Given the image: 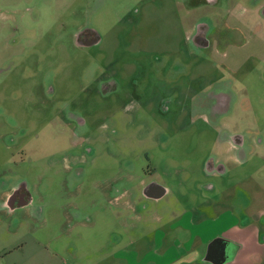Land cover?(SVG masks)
I'll list each match as a JSON object with an SVG mask.
<instances>
[{"label":"rangeland","instance_id":"1","mask_svg":"<svg viewBox=\"0 0 264 264\" xmlns=\"http://www.w3.org/2000/svg\"><path fill=\"white\" fill-rule=\"evenodd\" d=\"M214 1L0 0V176L22 179L41 211L40 218L28 219L17 210L12 222L0 215V264H189L193 252L180 258L177 245L186 249L195 237L231 235L235 223L259 232L263 221L251 216L264 208V131L254 146L259 155L245 167L234 171L230 162L223 175H212L205 163L209 157L225 162L223 146L211 150L208 129L200 126L192 135L185 127L188 102L203 84L198 77H214L187 48L196 22L236 39L234 51L227 50L235 63L264 58V0ZM79 30L93 31L96 44L77 47ZM107 81L117 91L104 97L99 85ZM249 90H236L245 103L232 115L251 117ZM163 99L167 113L160 111ZM69 114L82 118L83 133ZM76 165L84 168L79 180ZM152 169L153 178L172 188L165 213L174 205L175 218L170 230L154 236L160 226L131 227L129 219L125 225L119 207L102 200L109 186H122L129 170L140 179ZM207 183L215 185L217 201L204 195ZM75 203L95 221L87 230L68 226ZM184 210V218L199 225L179 223Z\"/></svg>","mask_w":264,"mask_h":264},{"label":"flooded vegetation","instance_id":"2","mask_svg":"<svg viewBox=\"0 0 264 264\" xmlns=\"http://www.w3.org/2000/svg\"><path fill=\"white\" fill-rule=\"evenodd\" d=\"M207 2L210 5H213L215 1L207 0ZM261 12L262 17L264 18V9H262ZM211 26L207 25L205 21L199 20L193 25L191 28L192 30H190L186 37L189 54L191 56H200V62L209 68V73L214 74V77H208L207 75L198 77L203 84L200 90H198V93L195 95L193 94L188 102L187 118L189 119L188 124H186L187 126L185 125V127L186 129H189L188 131L192 135L195 130H200V126L203 128L205 127L206 130L208 129L210 131L209 137L213 140L212 144L207 142L206 145L208 144L211 150L217 147V143L218 147L220 144L223 146V152L226 153L227 157L225 162L214 163L212 158L209 157L205 163L206 172L208 174L223 175L226 167L228 168L230 166V162L234 164H232L234 171H236L235 169L237 168L245 167V165L251 161V157L255 156L257 150H259L258 146L254 148L256 142L257 144L262 143L260 136L263 135L262 132L264 131V126L258 127V123H261V121H258L260 120V117L257 115V111L261 108H257L258 110L255 108L260 106L258 102H262L263 105L261 106L264 107V68H259L260 65L264 64V58L262 59L263 61H261L259 58L250 55L243 61L235 63L233 52V56H231L232 60H230L231 58L227 50L232 49L234 51L236 48V39L232 37L224 39L217 36L215 34L216 28ZM94 34L95 33L90 30L77 31L74 35L75 45L79 48H85L96 44L97 38ZM250 65H252V69L250 68ZM240 71H247L246 75L248 76L238 77ZM260 72H263V74ZM192 78L196 77H191V82L194 80ZM260 85L262 86V91L258 93L256 87H259ZM99 86L100 92L104 97L114 94L117 91V84L114 81L102 82ZM247 87L250 88V95L248 94L249 101L247 100L246 105L251 106V110H249L251 112V117L250 115V118L247 117V115V118L244 116L239 117L232 115L235 107L236 109L242 108L245 103L244 98L243 100L238 99L236 90L241 89L242 91H245L247 90ZM256 94L258 95L255 99ZM166 101L167 100L163 99L160 104L161 113H167L169 109V102ZM253 109L255 110V114ZM259 113L262 114L264 121V110ZM69 116L70 120L77 124L78 133H83L86 129L82 118L79 117L78 114H69ZM196 124H198L197 127L199 126V128L196 127ZM234 128L236 129L235 132ZM199 134L205 137L206 140L208 139L206 132H200ZM11 136L12 134L8 133L5 138L9 140L11 139ZM201 136L199 139L202 138ZM160 142L164 144L161 138ZM227 147H230V149L232 148V150H228ZM87 152L89 153L90 150H87ZM257 155L259 154L257 153ZM262 160L264 161V156L262 157ZM83 169L82 166H74L72 168V171L74 172L73 177L79 180L82 171H84ZM129 171L130 172L120 180L122 186L120 188L109 186L108 193L102 195V200L108 205H116L119 207L122 215V218H120L124 221L125 225L127 223L126 220L129 219L134 221L133 224H129L131 227H138L140 222L141 224L160 226V228L152 230L151 236H154L156 231L162 230L164 227H168L170 230V224L175 222V218H171V214H174V205L167 213L165 212L166 208L170 207V203L172 202L171 198L174 196L171 190L172 188H169L170 186H166L160 182L159 179L153 178V175L155 174L154 170L153 173L150 171L145 172L142 176L143 178L140 179H137L131 170ZM144 178H148V180H144ZM202 188L204 195L208 198L207 200H209V202L218 200L215 185L207 183ZM165 201L168 202L164 204ZM160 204H162L161 207ZM74 205L75 206L72 205L73 207L71 206L73 212H67L66 214L68 226L71 227L70 229L79 232L89 229V226H93L95 221L92 222L90 218L83 216L81 212H79V205L76 203ZM33 206V198L29 192L28 186L22 179H12L10 177L5 179L0 176L1 216H5L11 221L16 215L15 212L20 210L23 212V216L28 217V219L30 217L40 218V209ZM102 212L104 213V211ZM185 212V210L182 211V214L179 216V218L181 217L179 223H181V221L182 223L185 222ZM190 212L194 215L197 210H190ZM204 213L205 212L203 211V214ZM1 216L0 219L3 218ZM214 218L217 219V217ZM195 219H197V217ZM186 225L194 227L199 225V223L192 225L191 220L188 222L186 219ZM186 225L182 226L183 229L187 227ZM167 235L161 234L162 238H165ZM258 241L260 244H264L263 231L258 232ZM197 244L198 246L196 247ZM166 245L167 248L174 249L173 243ZM184 245L185 244L183 243L182 247L181 245H177L178 250H182L180 258L185 257L189 252H193L194 259L189 264H195L198 262L209 264H231L234 263L236 255V252L234 254V250L236 251V249L239 248L238 244L234 242V234L233 236H230L220 233L211 235L206 241H202L200 238L195 237L193 243L186 249L183 247ZM200 246H202L204 250L203 255L198 257Z\"/></svg>","mask_w":264,"mask_h":264},{"label":"crops","instance_id":"3","mask_svg":"<svg viewBox=\"0 0 264 264\" xmlns=\"http://www.w3.org/2000/svg\"><path fill=\"white\" fill-rule=\"evenodd\" d=\"M253 220L262 219L263 226L259 231L264 232V208L251 216ZM234 242L238 244L234 263L231 264H264V244L258 241V230L254 227L241 228L234 224ZM209 264V263H208Z\"/></svg>","mask_w":264,"mask_h":264},{"label":"water","instance_id":"4","mask_svg":"<svg viewBox=\"0 0 264 264\" xmlns=\"http://www.w3.org/2000/svg\"><path fill=\"white\" fill-rule=\"evenodd\" d=\"M235 252H236V251L234 250V254H235ZM232 253H233V251H232Z\"/></svg>","mask_w":264,"mask_h":264}]
</instances>
